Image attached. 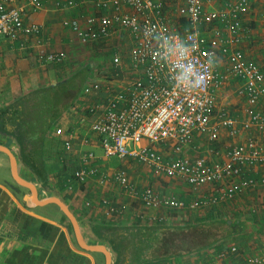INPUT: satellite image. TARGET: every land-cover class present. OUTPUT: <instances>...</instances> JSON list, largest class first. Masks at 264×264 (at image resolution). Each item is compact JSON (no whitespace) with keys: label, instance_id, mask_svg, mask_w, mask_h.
Here are the masks:
<instances>
[{"label":"crops","instance_id":"obj_1","mask_svg":"<svg viewBox=\"0 0 264 264\" xmlns=\"http://www.w3.org/2000/svg\"><path fill=\"white\" fill-rule=\"evenodd\" d=\"M154 1L162 4L159 16L168 20L172 28L187 26L185 18L178 13V7L187 0ZM225 1L213 0L212 6L220 8ZM5 2L8 6L23 5L25 16L41 26L40 35L49 43L44 46L34 42L22 45L24 35L10 39L0 34V109L38 88L56 85L89 67L76 100L48 129L37 168L24 160L15 138L16 124L8 122L5 125L7 132L0 131V144L8 147L14 155L19 175L33 183L40 196L61 198L76 215L86 240L106 245L107 241L97 232L98 226L161 225L150 222V217L155 215L165 216V224L171 225L207 220L222 222L221 219L233 224L229 233L211 246L142 264H244L248 258L260 255L264 245V205L258 206L255 200L260 198L259 193L264 192L254 190L261 187L264 190L263 184L249 186L234 198L215 205L177 211L145 206L139 197L128 194L115 179L114 173L123 171L138 190L152 186L161 195L176 196L186 202L198 200L217 187L194 188L184 178L171 177L133 156L120 157L118 164L113 163L104 153L99 136L91 129L89 107L105 101L106 93L95 89L84 92L87 80L93 78L103 85L124 88L139 74L129 56L134 43L132 33L119 20L113 21V34L109 37L83 41L79 31L97 27L103 14L116 16L130 11L127 5L106 10L100 8L95 0H87L78 6H68L67 0H43L39 7L29 0ZM156 16L152 10L141 14V18ZM242 21L246 31L241 42H229L227 51L222 50L225 48L223 39L229 35L227 29L219 23L201 26L209 40H217V60L226 75L223 85L214 89V121L219 123L223 112L235 121L232 128L219 124L218 137L214 140L205 132L196 133L193 142L183 146L184 152L192 156L206 153L210 159L216 160L225 156L231 147L244 144L248 138L264 147V123L248 118L244 97L237 93L242 81L231 72L228 55L240 49L245 59L264 73V0H251ZM32 38L36 39V36ZM43 48L47 52L64 54V60L40 59L39 52ZM114 53H119L123 61L120 75L113 74L111 57ZM233 101L235 103L231 107ZM256 106L264 111V95ZM58 128L62 129L61 133L57 132ZM68 133L72 141L70 149L64 146ZM175 145L176 141L171 140L152 146L170 158L177 156ZM87 151H94L95 157L84 162L81 157ZM81 168L94 171L84 181L73 179L74 172ZM245 168L246 175L250 177L264 176V162L249 163ZM69 183H72L71 188ZM245 196L249 209L242 204ZM101 255L79 246L69 219L58 205H42L33 200L30 189L15 179L10 155L0 150V264H99Z\"/></svg>","mask_w":264,"mask_h":264},{"label":"built area","instance_id":"obj_2","mask_svg":"<svg viewBox=\"0 0 264 264\" xmlns=\"http://www.w3.org/2000/svg\"><path fill=\"white\" fill-rule=\"evenodd\" d=\"M87 0H67L68 6H78ZM213 0H187L178 7V13L185 18L187 26L172 28L168 20L159 16L160 2L154 0H95L100 8H120L125 4L131 9L116 16L103 14L97 27L79 31L83 41L109 37L113 34V21L119 20L133 36L130 49L131 64L139 74L124 88L103 85L97 79H88L84 92L92 89L103 90L106 99L89 107L91 129L99 136L106 155L118 157L133 156L153 165L157 170L171 177H182L192 187L206 185L214 191L204 193L200 199L186 202L172 195H161L154 187L145 186L141 190L131 182L123 171L114 173L115 179L131 196H137L147 207L184 211L187 208L210 206L232 199L249 186L264 185V176L253 178L246 175V164L264 162V147L253 138L244 144L228 149L223 157L216 160L203 153L192 156L184 152V145L191 144L196 133L205 132L211 140L218 137L219 124L231 127L234 119L224 112L220 122L214 121L216 106L215 88L223 85L225 73L220 69L215 47L217 40H209L201 26L219 23L229 31L223 39V51L229 42H241L246 31L242 16L251 0H226L224 6L213 7ZM36 7L43 0H29ZM152 10L156 18H141V14ZM117 14V13H116ZM75 28L78 26L75 24ZM41 26L25 16V8L8 6L0 0V34L10 39L24 35L22 45L44 46L49 43L40 35ZM36 36V39L32 38ZM40 59L60 62L64 54L40 49ZM231 72L240 77L242 85L237 93L244 97L246 113L251 121L264 123V111L256 104L264 95L263 71L245 59L240 49L231 51ZM114 75L122 74V58L119 53L111 57ZM185 73L187 78L185 79ZM232 128V127H231ZM234 130V129H233ZM62 132L61 128L57 129ZM176 141L177 156L167 158L154 148L156 143ZM71 135L64 140L66 149L71 148ZM95 157L94 151H87L81 157L88 161ZM94 169L76 170L73 179L84 181ZM68 187H72L69 183ZM150 222L165 224V216L150 217ZM235 249V248H233ZM244 264H264V245L260 255L248 258Z\"/></svg>","mask_w":264,"mask_h":264},{"label":"trees","instance_id":"obj_3","mask_svg":"<svg viewBox=\"0 0 264 264\" xmlns=\"http://www.w3.org/2000/svg\"><path fill=\"white\" fill-rule=\"evenodd\" d=\"M88 68L56 85L38 88L0 109V131L7 132L5 125L8 122L16 124L15 138L21 153L34 168L39 166V156L48 129L76 100ZM221 221L149 227L100 225L97 232L111 247L113 264H142L200 250L221 241L233 227V224L223 219ZM213 225L216 233L212 230Z\"/></svg>","mask_w":264,"mask_h":264},{"label":"water","instance_id":"obj_4","mask_svg":"<svg viewBox=\"0 0 264 264\" xmlns=\"http://www.w3.org/2000/svg\"><path fill=\"white\" fill-rule=\"evenodd\" d=\"M0 150L8 153L11 157V165H12V172L15 177V179L21 184L26 187H28L31 191L32 198L35 202L42 204V205H48V204H56L60 207V209L63 211V213L67 216L69 219L72 228L75 233L76 240L79 244V246L87 251L96 252V253H102L104 255V264H113V256L114 253L111 249V247L107 244H104L103 242H90L86 240L84 234L82 233L79 221L76 217V215L73 213V211L68 207V205L58 196H47L42 197L40 196L36 186L23 179L17 170V164L16 159L14 155L10 152L8 147L0 144Z\"/></svg>","mask_w":264,"mask_h":264},{"label":"rangeland","instance_id":"obj_5","mask_svg":"<svg viewBox=\"0 0 264 264\" xmlns=\"http://www.w3.org/2000/svg\"><path fill=\"white\" fill-rule=\"evenodd\" d=\"M234 101H233V103H231L230 104V106L232 107L233 105H234ZM120 157H118L117 155H109V160H111V162H113V163H117V161L118 162H120V159H119ZM118 164V163H117ZM263 187H261V188H259V189H255L254 191H257V192H264V190L262 189ZM246 194H248V192L247 193H245L244 195H246ZM262 195V196H261ZM258 196H260V198H258V199H256L255 201H257L258 203H257V205L258 206H260V204H263L264 205V193H259L258 194ZM247 198V196H245L243 199H242V204L243 205H246L245 206V209H249L250 208V206L248 205V202L247 201H245V199ZM251 199V198H250ZM215 228L216 229H218V226L215 224ZM215 228H214V225H213V231L215 232ZM217 232V231H216ZM215 232V233H216ZM216 235V234H215ZM126 262H128V260H126ZM99 264H104V256L103 255H101V257H99Z\"/></svg>","mask_w":264,"mask_h":264},{"label":"clouds","instance_id":"obj_6","mask_svg":"<svg viewBox=\"0 0 264 264\" xmlns=\"http://www.w3.org/2000/svg\"><path fill=\"white\" fill-rule=\"evenodd\" d=\"M187 78V73H185V79Z\"/></svg>","mask_w":264,"mask_h":264}]
</instances>
